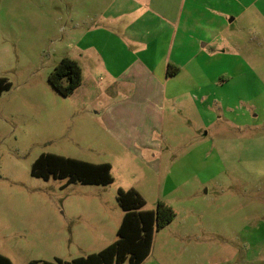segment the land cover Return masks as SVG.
Listing matches in <instances>:
<instances>
[{
    "label": "rangeland",
    "instance_id": "374dc122",
    "mask_svg": "<svg viewBox=\"0 0 264 264\" xmlns=\"http://www.w3.org/2000/svg\"><path fill=\"white\" fill-rule=\"evenodd\" d=\"M103 2L0 0V78L12 83L0 96V255L13 264H59L99 253L118 239V190L134 189L145 210L162 201L176 212L143 264H264V36L246 34L240 45L241 55L254 54L257 81H241L206 128L194 104L176 113L167 104L163 148L144 159L101 127L94 114L107 102L85 105L78 91L63 97L49 82L65 58L85 75L102 70L87 67L84 36ZM225 68L215 60L206 76ZM43 154L109 163L114 182L33 176Z\"/></svg>",
    "mask_w": 264,
    "mask_h": 264
},
{
    "label": "crops",
    "instance_id": "0c3cea01",
    "mask_svg": "<svg viewBox=\"0 0 264 264\" xmlns=\"http://www.w3.org/2000/svg\"><path fill=\"white\" fill-rule=\"evenodd\" d=\"M91 18L98 23L84 36L87 67L102 70L85 75L81 67L76 92L85 105L107 102L94 114L101 127L144 159L163 148L160 118L167 104L175 113L194 104L206 128L216 122L214 108L224 112V100L241 81H257L254 54L247 48L241 55L240 45L246 34L264 36V0H104ZM215 60L226 68L209 80L205 69ZM169 66L178 70L174 76L167 75Z\"/></svg>",
    "mask_w": 264,
    "mask_h": 264
},
{
    "label": "trees",
    "instance_id": "16d2710c",
    "mask_svg": "<svg viewBox=\"0 0 264 264\" xmlns=\"http://www.w3.org/2000/svg\"><path fill=\"white\" fill-rule=\"evenodd\" d=\"M177 69L168 67L167 75L174 76ZM52 87L63 97L71 96L83 82L80 65L65 58L49 77ZM12 88L5 78H0V96ZM32 175L48 181L51 178L68 179L67 185L81 182L88 185L108 186L114 182L112 165L90 163L53 154L41 155L32 166ZM117 200L124 211L118 229V239L102 251L88 257L59 264H143L151 255L154 235L170 225L176 218L175 210L160 201L155 210H145L146 202L134 189L118 190ZM0 264H13L6 256L0 255ZM29 264H52L32 261Z\"/></svg>",
    "mask_w": 264,
    "mask_h": 264
}]
</instances>
